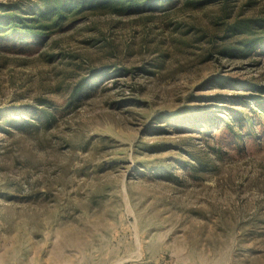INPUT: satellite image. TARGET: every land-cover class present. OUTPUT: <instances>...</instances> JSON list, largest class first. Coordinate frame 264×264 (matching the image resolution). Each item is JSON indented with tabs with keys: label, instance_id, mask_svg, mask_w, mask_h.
Instances as JSON below:
<instances>
[{
	"label": "rangeland",
	"instance_id": "rangeland-1",
	"mask_svg": "<svg viewBox=\"0 0 264 264\" xmlns=\"http://www.w3.org/2000/svg\"><path fill=\"white\" fill-rule=\"evenodd\" d=\"M244 2L230 7L264 13ZM221 10L178 0L0 40V118L37 121L27 108L40 97L59 116L0 126V264H264V108L236 97L252 93L240 80L264 89V43L248 58L210 54ZM227 107L243 112L242 138L218 122ZM215 151V168H190Z\"/></svg>",
	"mask_w": 264,
	"mask_h": 264
},
{
	"label": "trees",
	"instance_id": "trees-1",
	"mask_svg": "<svg viewBox=\"0 0 264 264\" xmlns=\"http://www.w3.org/2000/svg\"><path fill=\"white\" fill-rule=\"evenodd\" d=\"M175 1L178 0H34L32 3L24 0L0 1V40L18 41L30 38L40 39L42 42L47 40L52 32L61 28L73 16L92 12L138 13L146 9H156L166 3L169 5ZM183 1L186 5L193 4L198 7L204 6L205 3H221V15L213 21L215 27L209 40L210 54H219L226 58H248L264 43L263 11L261 13L253 12L249 15L244 14L243 9L234 12L230 5L239 0ZM244 4L252 8L257 5V0H245ZM203 35L207 34L204 33ZM55 54H50L49 57L53 58ZM120 70L131 72L130 69L125 68ZM105 72L103 70L98 74ZM94 75H97L95 71L91 77L80 79L72 87L71 98L66 105L67 107L81 100L85 94L90 92ZM238 85L252 92L236 95L243 104H253L252 108H264V89L260 84L254 81L240 80ZM219 98L217 95L210 96L214 102ZM27 110L34 114V119L37 121L25 117H19V119L13 115H2L0 118L1 128L9 130L5 127L8 125L22 131L40 129L41 127L49 129L59 117L54 103L44 97L38 98L36 103L30 105ZM221 112V115L217 117L219 118L218 122H222L236 138H242L241 133L237 130V122L244 118L241 109L227 107ZM218 154L216 151L208 152L205 155L195 153L193 158L196 163H193L190 168L195 172L215 168L217 163L214 159L212 160V156L216 158L219 156Z\"/></svg>",
	"mask_w": 264,
	"mask_h": 264
}]
</instances>
